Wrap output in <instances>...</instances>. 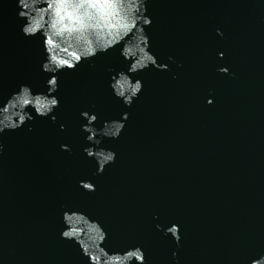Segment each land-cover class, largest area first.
Here are the masks:
<instances>
[{"label":"water","instance_id":"95a60500","mask_svg":"<svg viewBox=\"0 0 264 264\" xmlns=\"http://www.w3.org/2000/svg\"><path fill=\"white\" fill-rule=\"evenodd\" d=\"M16 12L0 0V100L22 84L46 91L50 78L41 40L21 34ZM146 15L149 50L168 68L137 73L131 107L108 88L109 69L127 68L113 49L57 74L48 118L0 136V264H88L60 238L68 207L100 221L110 250L141 246L146 264H249L264 253V0H148ZM82 111L97 129L128 113L119 139L102 140L116 160L101 175L83 152L93 145ZM172 224L179 247L164 235Z\"/></svg>","mask_w":264,"mask_h":264},{"label":"clouds","instance_id":"9594fccd","mask_svg":"<svg viewBox=\"0 0 264 264\" xmlns=\"http://www.w3.org/2000/svg\"><path fill=\"white\" fill-rule=\"evenodd\" d=\"M148 0H15L17 20L22 21L21 34L27 38L38 37L41 40L43 62L41 70L49 74L43 92H33L28 85L0 100V136L6 131L14 132L36 118H48L59 106L58 73L76 69L82 62L92 61L98 55L118 49L119 56L127 65L126 70L109 69L108 88L114 98L123 105L131 107L143 89V82L136 78L137 73L149 67L166 71V64H158L157 57L151 52L150 38L146 29L152 20L147 12ZM218 36L223 33L216 30ZM223 57V53L219 54ZM168 61L175 63L173 57ZM220 74L227 75V67H219ZM213 103L211 98L206 100ZM81 131L86 133L85 142L93 145L83 149L87 158L96 162L94 175L103 174L105 168L115 163L116 153L100 147L102 140L119 139L128 119L123 113L119 119L106 120L97 129L95 113L82 111ZM54 123L56 116L51 115ZM29 131L32 129L29 128ZM64 130V125H60ZM61 151H70L66 144L60 145ZM4 145L0 143V154ZM86 192L95 191L91 181L82 180L78 185ZM63 225L60 238L73 241L87 258L88 264H146L145 252L141 246L112 248L105 246L107 231L99 220L87 213L65 208L62 211ZM160 226L157 225L159 230ZM171 235L177 247L181 236L179 226L172 224L164 230V235ZM175 258L177 253L173 252ZM258 258H250L249 264H264V253H257Z\"/></svg>","mask_w":264,"mask_h":264}]
</instances>
